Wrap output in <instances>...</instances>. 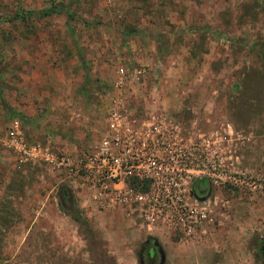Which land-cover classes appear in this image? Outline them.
Listing matches in <instances>:
<instances>
[{
  "label": "rangeland",
  "instance_id": "rangeland-1",
  "mask_svg": "<svg viewBox=\"0 0 264 264\" xmlns=\"http://www.w3.org/2000/svg\"><path fill=\"white\" fill-rule=\"evenodd\" d=\"M116 67L145 71L121 95L136 121L161 112L233 135L240 165L264 171V0H0V132L69 155L91 151L117 96ZM205 195L226 201L208 236L146 235L88 207L44 167L16 171L0 147V264H140L146 238L158 264H264V201Z\"/></svg>",
  "mask_w": 264,
  "mask_h": 264
},
{
  "label": "built area",
  "instance_id": "built-area-1",
  "mask_svg": "<svg viewBox=\"0 0 264 264\" xmlns=\"http://www.w3.org/2000/svg\"><path fill=\"white\" fill-rule=\"evenodd\" d=\"M130 77L139 82L145 71L127 74L115 68L117 96L105 110L104 131L89 152L69 155L42 142L29 143L18 131L0 132V147L11 153L14 169L44 167L60 183L73 186L95 211L119 213L146 235L165 232L184 241L208 236L226 206L215 197H194L195 183L264 201V171L240 165L237 137L204 134L193 123L185 126L161 112L140 122L132 118L121 96Z\"/></svg>",
  "mask_w": 264,
  "mask_h": 264
},
{
  "label": "flooded vegetation",
  "instance_id": "flooded-vegetation-1",
  "mask_svg": "<svg viewBox=\"0 0 264 264\" xmlns=\"http://www.w3.org/2000/svg\"><path fill=\"white\" fill-rule=\"evenodd\" d=\"M57 199L59 205L65 210H70L71 202L70 197L66 195L65 192H60L57 194ZM161 259L160 252L156 243L150 239L146 238L139 245L138 261L140 264H158Z\"/></svg>",
  "mask_w": 264,
  "mask_h": 264
},
{
  "label": "trees",
  "instance_id": "trees-1",
  "mask_svg": "<svg viewBox=\"0 0 264 264\" xmlns=\"http://www.w3.org/2000/svg\"><path fill=\"white\" fill-rule=\"evenodd\" d=\"M35 14H36L37 17L42 18V17H45V16L50 15L51 14V11H39V12H37ZM15 16L18 17V18H20V19H22L23 16H25V13H20V14H17ZM205 188H206V185L203 182H198V183H195L193 185V191H194V193L197 196H201L203 194V192L205 191ZM73 218H74V220H75L76 223H79L80 218L78 216L75 215Z\"/></svg>",
  "mask_w": 264,
  "mask_h": 264
},
{
  "label": "water",
  "instance_id": "water-1",
  "mask_svg": "<svg viewBox=\"0 0 264 264\" xmlns=\"http://www.w3.org/2000/svg\"><path fill=\"white\" fill-rule=\"evenodd\" d=\"M193 196L198 197L194 192H193ZM259 253H260L261 257L264 259V242L260 246Z\"/></svg>",
  "mask_w": 264,
  "mask_h": 264
},
{
  "label": "crops",
  "instance_id": "crops-1",
  "mask_svg": "<svg viewBox=\"0 0 264 264\" xmlns=\"http://www.w3.org/2000/svg\"><path fill=\"white\" fill-rule=\"evenodd\" d=\"M77 66H78V65H74V67H73V68H74V69H76V68H77ZM44 133H46V135H49L47 132H44Z\"/></svg>",
  "mask_w": 264,
  "mask_h": 264
}]
</instances>
